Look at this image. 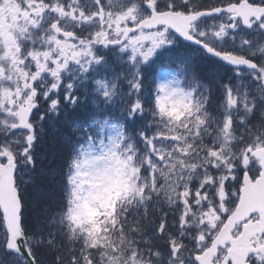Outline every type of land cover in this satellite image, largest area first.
Here are the masks:
<instances>
[{"label": "trees", "instance_id": "trees-1", "mask_svg": "<svg viewBox=\"0 0 264 264\" xmlns=\"http://www.w3.org/2000/svg\"><path fill=\"white\" fill-rule=\"evenodd\" d=\"M191 1L194 5L190 6H194L193 8L197 9L202 0ZM181 4L182 0L179 1V5ZM161 5L162 7H166L167 2H163ZM174 6L178 7V3H174ZM181 58L187 61V68L190 67L191 71L204 83H215L222 78H218L220 72H218L217 68V66L222 64L203 53L199 52L190 56H181ZM223 71L222 73L224 74ZM212 99L207 97L205 102L200 105L203 113L207 117H211V120L214 117ZM263 124L264 120H257L253 122L252 128L238 125V137L246 141L248 133L252 129L261 132ZM210 125V131L212 132V122ZM45 136L43 140H50V142L45 143L44 147L41 148V155L45 158L41 165V172L37 176L35 175L30 183H21L23 226L28 237L31 240L33 239L34 244L36 243L33 254L38 263L71 264L70 261L73 262L74 259L80 256L82 242L80 234L76 232L70 223H67L64 213L65 198L62 195L64 177L62 172L67 149L62 145L63 140L59 134H48ZM237 153L239 154L240 152ZM237 166L239 167V165ZM59 172L61 175H58ZM138 211L141 214L138 216L139 220L142 219L141 223L146 218H149L146 210L140 209ZM143 224L146 225L147 222Z\"/></svg>", "mask_w": 264, "mask_h": 264}, {"label": "rangeland", "instance_id": "rangeland-1", "mask_svg": "<svg viewBox=\"0 0 264 264\" xmlns=\"http://www.w3.org/2000/svg\"><path fill=\"white\" fill-rule=\"evenodd\" d=\"M90 2H94L96 4L93 7L97 6L93 12L92 18L94 20L93 32L88 33L86 36L91 39L89 40L88 45H94L96 42H100L102 37L100 35L101 29L99 28L100 23L96 19L98 14L101 13V8H103L106 13H108V19L119 17L121 14H127L130 18H136L141 14H145V12L151 7L154 3V0L148 3H141L134 0H89ZM103 5V7H101ZM117 5L121 9L115 11L116 7H113L112 10L106 8V6ZM220 32V31H219ZM218 32V33H219ZM213 33V32H212ZM163 30L159 32V34H148L142 33L138 36L139 39L143 41H152V36L157 39L168 38V34ZM214 34V33H213ZM92 35V36H91ZM92 45V46H93ZM138 45L134 42H130L128 45L122 48L123 52L127 50L137 51ZM134 55V54H133ZM133 55L130 58H133ZM77 69V76H79L78 80L81 85L82 91L86 94L92 93L95 88L94 80L87 77V74H84L85 70ZM169 78H162L161 80V88L163 97L169 96L172 93V86L175 82L166 85V82ZM215 88V87H214ZM73 93V90H72ZM165 105L162 104V107ZM174 110V105H171V111ZM119 126L113 123H105L101 129L99 128L98 136L101 134L98 143L90 142L89 144H85V148H83V157L77 163V166L74 168L73 173V207L71 210L72 217L85 226L87 232V244L85 248V264H97L94 261L88 259L89 248L90 246H96L97 244L103 246V236L100 237V229L97 232V228L95 225V217L99 211L98 204H101V207H105L108 204V200L110 197V188L112 187L114 181V168L116 166V151H115V142L117 139V135L119 133ZM108 132V138L105 137V132ZM161 136V132L157 130V138ZM213 152V151H212ZM215 157H219L220 153H212ZM225 157L224 159H228ZM87 173H89L90 178H86ZM84 186H87V191H83ZM156 208V207H153ZM211 217V216H210ZM211 219L208 218L207 222H210ZM99 233V234H98ZM130 233V232H129ZM147 234L152 238L153 236L147 231ZM139 241L145 242L143 236H140ZM102 254V259L104 261L103 264H121V263H113L115 258L110 257V255L105 253V250L100 251ZM82 259V258H81ZM110 259V260H109ZM131 259L128 262L122 264H130ZM13 264V263H11Z\"/></svg>", "mask_w": 264, "mask_h": 264}, {"label": "water", "instance_id": "water-1", "mask_svg": "<svg viewBox=\"0 0 264 264\" xmlns=\"http://www.w3.org/2000/svg\"><path fill=\"white\" fill-rule=\"evenodd\" d=\"M176 20H177V16L175 14H172V13L154 14L153 17H151L150 19L144 20L141 23V26L147 25L148 27H154L163 21H167V22L172 24ZM214 54L218 55L217 53H214ZM218 56H220V55H218ZM0 173H1V171H0ZM4 177L6 178V181L0 183V189L10 191L11 185L13 183L12 173L9 171H6V172H4Z\"/></svg>", "mask_w": 264, "mask_h": 264}, {"label": "bare ground", "instance_id": "bare-ground-1", "mask_svg": "<svg viewBox=\"0 0 264 264\" xmlns=\"http://www.w3.org/2000/svg\"><path fill=\"white\" fill-rule=\"evenodd\" d=\"M217 65V64H216ZM215 65V66H216ZM219 65V64H218ZM218 67V66H217ZM205 71H208L207 69H204ZM202 74V73H200ZM212 101V100H211ZM70 111L68 110H64L63 113L59 116V117H56L55 114L51 113V112H46V119H45V124H57V123H64L68 120V117L70 116ZM44 123H40L39 124V133H38V136L41 140L44 139V136L45 135H55V134H58L56 133L54 130L52 129H48L46 128L47 126L45 125ZM46 137V136H45ZM171 217L173 219H178L179 217L176 215V214H170ZM142 220V219H141ZM146 220V219H145ZM146 223V222H145ZM144 225V224H143ZM120 232L119 231H116V235H119Z\"/></svg>", "mask_w": 264, "mask_h": 264}, {"label": "flooded vegetation", "instance_id": "flooded-vegetation-1", "mask_svg": "<svg viewBox=\"0 0 264 264\" xmlns=\"http://www.w3.org/2000/svg\"><path fill=\"white\" fill-rule=\"evenodd\" d=\"M264 27V26H263Z\"/></svg>", "mask_w": 264, "mask_h": 264}]
</instances>
